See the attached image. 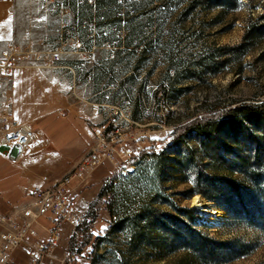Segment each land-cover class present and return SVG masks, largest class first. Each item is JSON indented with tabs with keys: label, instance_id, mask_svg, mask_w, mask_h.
<instances>
[{
	"label": "rangeland",
	"instance_id": "obj_1",
	"mask_svg": "<svg viewBox=\"0 0 264 264\" xmlns=\"http://www.w3.org/2000/svg\"><path fill=\"white\" fill-rule=\"evenodd\" d=\"M31 1L46 15L61 20L52 47L38 39H28L22 44L6 42L31 53L43 51L46 55L38 61L39 66L54 62L51 67L24 71L54 70L60 57L71 50L87 54L85 46L83 51L76 49L75 39L81 40L77 33L68 49L57 48L62 31L75 30L74 24L65 21V9L57 0ZM190 1L117 0L114 8L99 12L102 49L97 60L102 67L96 74L100 86L94 89L110 103L99 105L100 112L111 104L120 105L125 107L121 111L126 118L129 108L139 123L131 134L149 137L161 158L148 168L134 170L126 176V190L116 192L120 200L113 218L106 210L110 198L99 199V194L93 198L84 212L89 230H81L77 242L86 232L93 240L82 249L76 264H264V114L259 119L248 120L232 141H223L222 129L220 135L213 133L212 137L227 149L223 152L215 151L197 134L177 142L173 140L174 130L195 118L219 115V123H226L228 120L222 115L229 108L264 104V19H259L264 16V0H236L235 7L227 0H214L217 6L212 8ZM84 15L88 17L90 13ZM250 25L261 31L252 33L246 54L237 49L230 56H223L242 43ZM56 54L58 58L54 61ZM2 87L7 89L5 85ZM90 90L91 87L81 90L84 91L81 98L89 96ZM61 135V140H65ZM52 136L51 131L45 132L46 138ZM61 140L54 146L65 149ZM257 145L259 160L254 161ZM91 146L92 139L88 150L81 154L75 148H66V162L61 166L70 163L77 154H84L82 159ZM81 159L55 179L70 174ZM234 159L249 162L240 164ZM13 166L0 155V176L12 171ZM102 166L111 169L106 180L115 174L112 163L105 162L99 167ZM201 176L230 181L253 195L254 202L242 204L241 208L247 212L240 214V218H230L217 203L197 193L202 191L218 199L197 182ZM82 183H72L73 189L76 191ZM195 197L225 213L224 223L214 225L203 216L193 206ZM25 202L13 208L12 214L26 206L29 199ZM229 203L232 211L239 210L240 206L233 200ZM48 225L39 219L35 229L44 236L43 227ZM72 235L67 231L62 237L60 253L55 258H61L70 248ZM193 236L207 238L212 253L201 249ZM95 239H98L96 243ZM227 249L233 253V259L229 258ZM16 259L17 264L27 263L26 256L17 255Z\"/></svg>",
	"mask_w": 264,
	"mask_h": 264
},
{
	"label": "crops",
	"instance_id": "obj_2",
	"mask_svg": "<svg viewBox=\"0 0 264 264\" xmlns=\"http://www.w3.org/2000/svg\"><path fill=\"white\" fill-rule=\"evenodd\" d=\"M57 4L65 9V21L81 29L80 37L85 41L88 56L71 50L60 57L54 70L15 72L10 89L13 99L11 112L19 123L33 130L34 139L24 157L14 164L13 170L0 176V213L4 215H12L13 208L28 201L31 187L44 186L42 178L53 180L76 165L84 155L80 154L90 147L92 127L103 120L99 105L110 104L105 100L106 96L101 97L100 92L94 89L100 86L96 74L102 67L101 61L97 60L102 46L96 9L87 6L83 0H57ZM86 12L90 13L88 17L84 15ZM60 20L58 16L46 15L31 0H0V52L6 42L22 44L28 39L43 40L50 47L54 46ZM88 87H91L89 96L81 98L84 92L81 90ZM2 90L0 86V94ZM34 125H37L35 130ZM48 131L53 135L51 138L45 137ZM60 135L65 140H61ZM58 139L69 150L75 148L80 153L63 166L66 148L54 146ZM109 173L111 169L102 166L86 174L85 181L72 193V197H79L73 204L75 212L87 210ZM63 228L64 238L71 229L67 224ZM43 235L42 238L46 239L44 231ZM59 251L57 247L54 255Z\"/></svg>",
	"mask_w": 264,
	"mask_h": 264
},
{
	"label": "built area",
	"instance_id": "obj_3",
	"mask_svg": "<svg viewBox=\"0 0 264 264\" xmlns=\"http://www.w3.org/2000/svg\"><path fill=\"white\" fill-rule=\"evenodd\" d=\"M88 3L91 4L92 0H88ZM75 35L73 28L64 29L57 48L68 49V44L75 39ZM75 40L78 43L76 49L83 51L84 42ZM42 55L46 54H43V51H23L13 43H6L0 52V86L5 85L7 88H3L0 94V155L12 164L18 163L24 157L27 147L34 139V132L13 117V100L9 89L12 87L16 71L52 66L54 62L50 65L46 62H43L42 66L38 65V61L43 60ZM53 58L56 61L57 54ZM122 108L125 107L111 105L102 109V122L92 127L90 151L70 174L54 180L42 178L45 185L29 189V202L26 206L12 215L0 213V264H17V255L26 256V264H76L79 261L80 255L74 241L61 258L54 256L63 237L64 224L70 226L72 239L76 241L81 235L80 231L88 228L86 213H78L73 209V204L79 197H72V183L81 184L88 172L105 162H110L116 171L103 185L124 189L126 176L150 164L153 155L158 153L149 137H136L131 134L139 123L133 119L129 108L127 117L124 118ZM18 216L19 220L16 219ZM39 219H44L49 224L43 227L46 239L35 229Z\"/></svg>",
	"mask_w": 264,
	"mask_h": 264
},
{
	"label": "trees",
	"instance_id": "obj_4",
	"mask_svg": "<svg viewBox=\"0 0 264 264\" xmlns=\"http://www.w3.org/2000/svg\"><path fill=\"white\" fill-rule=\"evenodd\" d=\"M87 6L90 8H95L96 9V16L97 19H100V10L102 9H109V8H114L113 6L116 4L117 0H92L93 3L89 4L88 0H83ZM164 1H170V0H164ZM228 3H230L232 6L235 7V1L236 0H227ZM190 4L194 5H199V6H206L207 8H212L217 6L214 0H191ZM193 5V6H194ZM233 7V8H234ZM104 16L106 15L103 14ZM102 16V17H104ZM259 19L263 20L264 16L260 17ZM253 25H250L244 36L242 43L235 47L229 49V53H224L223 56H226V54L233 53L237 49H242V55H245L247 50H248V42L252 40L251 35L252 33H256L261 31V29H257L256 27H252ZM97 27H99V23L97 24ZM79 27L75 26V31L77 34H80L79 32ZM82 40V39H81ZM85 45V41L82 40ZM86 47V45H85ZM264 114V104L258 105V106H253V105H247V104H242L235 106L233 108H229L228 110L225 111V113L222 115L225 117L226 120H228L226 123H219V115H213V116H206V117H200V118H195L180 127L176 128L173 132V140L174 141H179L181 138L186 137L191 134H197L201 137H203V142L207 141L209 144L214 148L215 151H220L223 152L225 147L223 144L219 143L216 139V137H212L213 133H216L217 135H220V130L222 129L221 133L223 132V141L227 142L228 140L232 141L235 136L238 134V132L241 130V127L244 126V124L250 120V119H259L262 117ZM133 117V116H132ZM213 126H216L215 129H213ZM218 126V127H217ZM259 146L257 145L254 149V161L259 160ZM161 156L160 153H156L153 155V158L151 160V163L148 164L147 166L138 169L137 171L144 170L148 168L153 161L156 159L157 162H159ZM190 159V157L188 158ZM234 162L240 163V164H247L249 161H244V160H239V159H234ZM247 162V163H246ZM126 181V180H125ZM197 182L200 183L202 186H204L207 189H210L213 195L218 196V199L214 196L207 195L202 193V191H197V193H200L207 197L212 202L217 203L219 208L223 210L224 212L227 213V215L230 218H240V214L247 212L245 209H242L245 204L247 203H253L254 196L250 195L248 193L243 192L237 185H234V183L226 180H216V179H209L205 177H198ZM125 188L122 189L120 187H113V186H104L100 193H99V199L103 197H108L110 198V204L106 207L107 213L109 214L110 218L114 217V212L115 208L118 205V201L120 200L119 195H116V192H124L126 190V183L124 182ZM192 195V194H191ZM234 201L235 204L239 207V210H234L229 207V202ZM243 204V206H242ZM219 211V210H218ZM253 216V214H252ZM251 216V217H252ZM89 229L87 228L85 231H88ZM82 234V233H81ZM191 234V233H190ZM201 249H207V252L213 251V249L209 246V240L207 238H197L193 236ZM81 241L77 242L76 239L74 241V245L77 247V253L81 255L82 249H85L92 243V235L88 232L84 233L83 236L81 237ZM98 241V239H95V243ZM221 246V245H220ZM228 250V249H227ZM228 256L230 259H233V253L230 252L229 250L227 251Z\"/></svg>",
	"mask_w": 264,
	"mask_h": 264
},
{
	"label": "bare ground",
	"instance_id": "obj_5",
	"mask_svg": "<svg viewBox=\"0 0 264 264\" xmlns=\"http://www.w3.org/2000/svg\"><path fill=\"white\" fill-rule=\"evenodd\" d=\"M193 206L200 210V213L209 218L214 225H220L224 223L226 216L225 213L218 211L212 204L204 201H199L197 197L192 200Z\"/></svg>",
	"mask_w": 264,
	"mask_h": 264
}]
</instances>
